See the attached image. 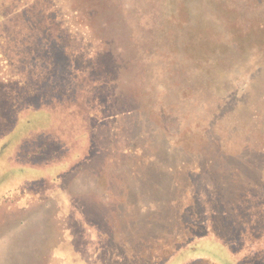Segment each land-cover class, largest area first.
Here are the masks:
<instances>
[{
    "label": "rangeland",
    "instance_id": "1",
    "mask_svg": "<svg viewBox=\"0 0 264 264\" xmlns=\"http://www.w3.org/2000/svg\"><path fill=\"white\" fill-rule=\"evenodd\" d=\"M261 154L264 0H0V264H235ZM202 169L258 196L232 251L182 216Z\"/></svg>",
    "mask_w": 264,
    "mask_h": 264
},
{
    "label": "trees",
    "instance_id": "2",
    "mask_svg": "<svg viewBox=\"0 0 264 264\" xmlns=\"http://www.w3.org/2000/svg\"><path fill=\"white\" fill-rule=\"evenodd\" d=\"M73 3H77L76 1ZM76 5V4H73ZM163 5V4H162ZM104 19V18H102ZM242 43L238 42L234 44V47L237 49L240 48V45ZM48 102V101H47ZM204 146L201 149L202 156L199 157V159H202L201 165L207 166V165H215L216 163L220 165L219 160L212 161L207 160L203 157ZM205 156V155H204ZM259 156L263 161L264 155H257ZM235 156H228V158L233 159ZM155 162L160 164L161 158L160 157H154ZM249 162L255 161V158L253 157H247ZM257 159L256 161H258ZM181 163L180 160L177 159ZM154 162V163H155ZM176 162V163H179ZM226 162V161H225ZM233 162V161H232ZM85 168H89L90 163ZM226 163H229L228 161ZM96 166V165H95ZM93 166V167H95ZM201 167V166H200ZM209 167H207V170ZM208 174V171H205L202 169V172L195 173L190 172V178L193 184V187L195 189V192L192 196V202L191 206L186 208V211L182 215L185 220L189 221L188 213H191V220H193L197 225L202 226L203 228H206V232H213L216 235V238L223 240V244L227 246L231 250V243L232 241L235 242L238 237L239 241L242 242L244 238L252 237L249 235V232H253L251 229L252 225H257L258 228H260L261 222H258L257 217L254 214L255 208H258L257 206L253 207L252 201L256 199L258 196L257 194H254V191L251 192L250 186H247L244 184V189L241 188L238 190V192L235 194L234 200H229L228 202L224 203L220 199V187H216L214 185L213 179H209L208 183L205 185L199 184V177L196 178L198 175H206ZM210 181H212L210 183ZM210 184V185H209ZM212 184V188H211ZM252 185H254V188L262 187V183L255 182ZM243 189V190H242ZM238 194V196H237ZM169 203H172V201H169ZM220 205H223V209H219ZM223 215H231L230 220H228L230 231L227 232H235L230 233L229 236L232 238H226L225 236L221 235L218 232H221L219 229V221L223 222V219L221 216ZM193 216V217H192ZM200 235L194 234L190 240H188L185 244L191 243L195 238H198ZM228 236V235H227ZM203 237V236H202ZM259 240V239H258ZM249 249H245V258L242 256V258H238V261L236 264H264V245H252ZM233 250V249H232ZM231 250V251H232ZM236 252V251H233Z\"/></svg>",
    "mask_w": 264,
    "mask_h": 264
},
{
    "label": "crops",
    "instance_id": "3",
    "mask_svg": "<svg viewBox=\"0 0 264 264\" xmlns=\"http://www.w3.org/2000/svg\"><path fill=\"white\" fill-rule=\"evenodd\" d=\"M224 247V246H223ZM197 259H193L191 262H186L185 264H195V263H198V262H201V263H205V264H218L217 261H215L214 259H212L211 257L209 256H198L196 257ZM238 260H235V262L237 263ZM235 263V264H236Z\"/></svg>",
    "mask_w": 264,
    "mask_h": 264
}]
</instances>
